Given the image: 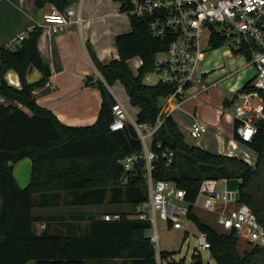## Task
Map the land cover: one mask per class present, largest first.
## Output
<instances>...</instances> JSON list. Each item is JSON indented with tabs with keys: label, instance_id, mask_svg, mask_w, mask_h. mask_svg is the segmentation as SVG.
Segmentation results:
<instances>
[{
	"label": "trees",
	"instance_id": "1",
	"mask_svg": "<svg viewBox=\"0 0 264 264\" xmlns=\"http://www.w3.org/2000/svg\"><path fill=\"white\" fill-rule=\"evenodd\" d=\"M121 11L127 12L128 0H117ZM51 3L64 10L69 0H37L39 6ZM131 31L116 36L119 57L108 64L89 51L103 79L87 78L101 90L102 103L96 122L92 125L72 126L62 123L48 108L39 105L33 91L43 86L51 76V68L38 50L41 29L36 27L27 39L15 48H0V93L17 100L30 112L13 105L0 103V264H86L90 259L130 258L133 264H158L156 250L146 231L148 221L128 218L121 220L102 218L90 223L89 231L82 236H62L48 231L37 233L33 213L35 196L40 198L66 192L76 204L125 202L134 208L148 198L144 177V160L134 165L127 181L120 160L142 153V144L132 124L128 129L112 131V109L117 102L107 85L117 80L124 85L130 103L138 107L136 120L154 125L162 100L173 90L162 83L145 84L144 77L153 69L158 52L165 50L172 37L153 36L148 19L129 14ZM221 45L215 39L211 48ZM141 59L135 74L128 61ZM31 67L42 72L34 83L27 80ZM18 73L21 89L11 86L6 74ZM251 80L244 90L251 88ZM228 105V101H225ZM258 132L250 142L244 143L257 154L255 165L230 155L212 154L188 145L172 116H167L155 133V141L175 151V161L167 167L164 159L156 162L153 175L157 179L175 182L186 190V199L193 202L205 178L238 179L239 201L250 206L264 227V120L256 122ZM239 139V138H238ZM240 140V139H239ZM241 141V140H240ZM29 157L32 161L30 183L21 188L13 174V166ZM39 205H47L39 202ZM192 220L200 231L206 232L211 244L210 254L218 264H264V248L253 246L242 254L238 251L239 238L235 231L218 230L190 211ZM167 264H185L184 259H173L174 253L160 252ZM191 264H204L200 253L194 252Z\"/></svg>",
	"mask_w": 264,
	"mask_h": 264
},
{
	"label": "built area",
	"instance_id": "2",
	"mask_svg": "<svg viewBox=\"0 0 264 264\" xmlns=\"http://www.w3.org/2000/svg\"><path fill=\"white\" fill-rule=\"evenodd\" d=\"M127 7L128 14L148 19V28L153 36L172 37L168 47L157 53L150 73L156 77V83L173 87L172 92L163 98L154 125L130 119L126 107L119 101L113 105L110 129L126 130L132 124L142 144L141 154L120 160L125 169L124 181L132 176L134 165L144 160L148 192V198L138 203L127 217L150 222L152 233L149 238L161 264L164 261L159 247V221L165 222L168 228L183 229L190 211L196 215L200 211L211 214L223 231H235L240 240L264 248V227L250 206L239 201V191L229 189L228 178L203 179L196 199L191 202L186 199L185 189L173 181L157 179L153 175L159 159H164L167 167L175 161V151L161 141H155V133L165 118L188 98L190 88L202 81L200 64L215 39L228 46L229 52L242 54L255 68L251 88L244 90V85L233 91L226 99L232 109L228 107L226 111L233 115L235 133L241 142L252 141L258 132L256 122L264 120V0H128ZM83 22L81 7L76 6L60 10L52 4L43 18V25L53 31H59L64 25H82ZM32 30L34 28L19 34L6 47L15 48L28 38ZM206 88L202 85L203 90ZM207 131V124L194 122L189 136L197 139ZM220 180L226 183L222 193L219 192ZM121 219L120 213L105 216L109 221ZM197 238L199 249H210L206 232L200 231Z\"/></svg>",
	"mask_w": 264,
	"mask_h": 264
},
{
	"label": "crops",
	"instance_id": "3",
	"mask_svg": "<svg viewBox=\"0 0 264 264\" xmlns=\"http://www.w3.org/2000/svg\"><path fill=\"white\" fill-rule=\"evenodd\" d=\"M69 2V6L81 7L83 24H68L59 31H53L47 25H43L44 15L50 11L51 3L39 6L37 0H0V48L19 34L31 28H40L38 50L42 59L49 64L51 76L45 85L34 89L33 96L36 102L50 109L64 124L92 125L98 118L102 94L99 87L87 83V78L93 77L96 80L103 77L92 60L89 46L102 64H108L112 59L118 58L116 36L131 31L130 16L125 17L126 12L121 11V3L117 0H69ZM208 53L200 64L202 81L190 88L188 98L171 113V116L178 128L184 121L188 122L186 128L188 138L185 137L188 145L212 154L235 156L253 166L258 154L238 139L233 115L226 111L229 105H226L225 101L233 91L239 90L253 78L255 68L242 54L240 58H235L228 52L222 61L221 58ZM132 60L137 66L136 70L130 65ZM128 64L136 74L141 66V59L134 57ZM236 65L238 68L234 74L233 67ZM229 66L232 68L230 71ZM41 78L42 72L36 67H31L27 74L28 82L34 83ZM6 79L11 86L21 89L18 73L11 70L6 74ZM202 85L207 88L203 90ZM107 86L116 101L125 106L122 98L115 94L110 85ZM0 103L30 112L22 103L2 93ZM194 122L205 123L208 126V131L197 139L189 136V129ZM182 132L184 133L181 130ZM246 157L252 158V163ZM13 174L19 187H26L31 181V159L25 157L15 163ZM108 199L109 195L100 204H76L73 203L72 195L66 192L46 198L36 195L37 203L33 208V213L37 216L36 231L79 237L88 233L90 223L94 219H105L106 215L113 213L131 214L134 211L132 205L128 203L113 204ZM40 201L47 205H39ZM113 205L118 207L114 208ZM25 264L37 263L32 260ZM86 264H133V260L123 257L90 259Z\"/></svg>",
	"mask_w": 264,
	"mask_h": 264
},
{
	"label": "rangeland",
	"instance_id": "4",
	"mask_svg": "<svg viewBox=\"0 0 264 264\" xmlns=\"http://www.w3.org/2000/svg\"><path fill=\"white\" fill-rule=\"evenodd\" d=\"M77 5V4H76ZM125 17H129V14L126 12ZM229 52V47L226 45H220L216 48L209 49L208 54L214 55L216 58H221L222 61H224V56H226ZM235 56V58H240V53L236 52H229ZM226 60H228L226 58ZM130 65L133 69H137L136 64L133 62V60L130 62ZM233 73L237 71L238 65L233 67ZM229 71L232 70L231 66L228 67ZM144 83L153 85L156 83V77L152 73H147L144 77ZM112 90L115 92L117 96L122 98V100L126 103V109L129 113L130 119L136 120L138 107L132 105L130 103L129 95L124 87V85L121 83V81L117 80L111 85ZM224 109V108H223ZM228 109V107H227ZM187 125L188 122L184 121L183 124L179 126V130L182 132L184 137L188 138V131H187ZM248 161L252 163V158L246 157ZM226 187V183H224L222 180L219 181V192L222 193ZM114 208L118 207L117 205H113ZM197 216L201 218L204 222L212 225L218 230H222L215 222L214 216L211 214H206L203 211L198 212ZM159 233H160V243L159 247L162 251H169L174 253L173 259L175 260H181L184 259L185 264H191L192 262V255L198 249V252L203 257L204 264H218L215 258H213L210 254L209 250L206 249H199L198 248V235L200 233V230L196 226V224L190 220L187 219L185 221V226L183 229H173L168 228L166 226V223L163 221H159ZM223 231V230H222ZM147 235L149 236L152 233V229L146 231ZM254 247L244 242L243 240L239 239L238 242V251L242 254L246 250H251ZM164 264H167V261H164Z\"/></svg>",
	"mask_w": 264,
	"mask_h": 264
},
{
	"label": "water",
	"instance_id": "5",
	"mask_svg": "<svg viewBox=\"0 0 264 264\" xmlns=\"http://www.w3.org/2000/svg\"><path fill=\"white\" fill-rule=\"evenodd\" d=\"M228 187L231 190H237L239 191V187H240V181L238 179H230L228 181ZM238 193H236V197H238Z\"/></svg>",
	"mask_w": 264,
	"mask_h": 264
}]
</instances>
